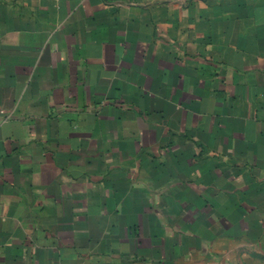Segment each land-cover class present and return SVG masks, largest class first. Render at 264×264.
I'll use <instances>...</instances> for the list:
<instances>
[{"label":"crops","instance_id":"obj_1","mask_svg":"<svg viewBox=\"0 0 264 264\" xmlns=\"http://www.w3.org/2000/svg\"><path fill=\"white\" fill-rule=\"evenodd\" d=\"M264 0H0V264H255Z\"/></svg>","mask_w":264,"mask_h":264},{"label":"rangeland","instance_id":"obj_2","mask_svg":"<svg viewBox=\"0 0 264 264\" xmlns=\"http://www.w3.org/2000/svg\"><path fill=\"white\" fill-rule=\"evenodd\" d=\"M259 257H262V259H260V258H257V260H256L255 264H264V255H262V256H259Z\"/></svg>","mask_w":264,"mask_h":264}]
</instances>
